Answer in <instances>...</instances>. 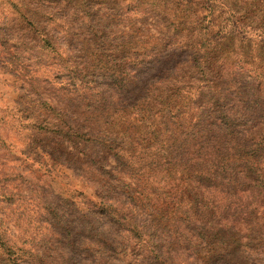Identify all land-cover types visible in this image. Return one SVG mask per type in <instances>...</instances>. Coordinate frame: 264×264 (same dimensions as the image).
Listing matches in <instances>:
<instances>
[{
	"label": "rangeland",
	"instance_id": "rangeland-1",
	"mask_svg": "<svg viewBox=\"0 0 264 264\" xmlns=\"http://www.w3.org/2000/svg\"><path fill=\"white\" fill-rule=\"evenodd\" d=\"M0 264H264V0H0Z\"/></svg>",
	"mask_w": 264,
	"mask_h": 264
},
{
	"label": "trees",
	"instance_id": "trees-1",
	"mask_svg": "<svg viewBox=\"0 0 264 264\" xmlns=\"http://www.w3.org/2000/svg\"><path fill=\"white\" fill-rule=\"evenodd\" d=\"M209 147H210V146H209ZM244 171H245V170H244ZM246 173L248 174V173H250V171H247Z\"/></svg>",
	"mask_w": 264,
	"mask_h": 264
}]
</instances>
